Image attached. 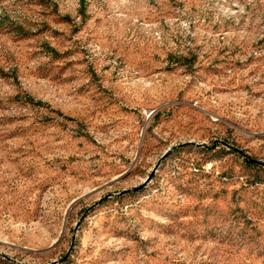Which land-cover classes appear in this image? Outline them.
Instances as JSON below:
<instances>
[{
  "label": "rangeland",
  "instance_id": "374dc122",
  "mask_svg": "<svg viewBox=\"0 0 264 264\" xmlns=\"http://www.w3.org/2000/svg\"><path fill=\"white\" fill-rule=\"evenodd\" d=\"M249 160L264 0H0V264H264Z\"/></svg>",
  "mask_w": 264,
  "mask_h": 264
},
{
  "label": "water",
  "instance_id": "95a60500",
  "mask_svg": "<svg viewBox=\"0 0 264 264\" xmlns=\"http://www.w3.org/2000/svg\"><path fill=\"white\" fill-rule=\"evenodd\" d=\"M196 145V144H195ZM197 146V145H196ZM173 150V148H170L164 155L162 158H166L169 153ZM249 163H256V164H259L260 166H264V163L262 162H257V161H253V160H249L248 161ZM148 181V180H147ZM142 189V186L137 188V189H134V190H129V191H124L122 194H128V193H131V192H135V191H138V190H141Z\"/></svg>",
  "mask_w": 264,
  "mask_h": 264
},
{
  "label": "trees",
  "instance_id": "16d2710c",
  "mask_svg": "<svg viewBox=\"0 0 264 264\" xmlns=\"http://www.w3.org/2000/svg\"><path fill=\"white\" fill-rule=\"evenodd\" d=\"M29 102H33L31 98H28ZM249 167H258V164L256 163H248ZM61 264H71L70 261L68 259L66 260H62Z\"/></svg>",
  "mask_w": 264,
  "mask_h": 264
}]
</instances>
